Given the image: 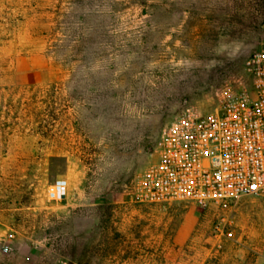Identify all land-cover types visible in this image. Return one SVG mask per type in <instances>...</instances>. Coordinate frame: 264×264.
I'll use <instances>...</instances> for the list:
<instances>
[{"label": "rangeland", "instance_id": "1", "mask_svg": "<svg viewBox=\"0 0 264 264\" xmlns=\"http://www.w3.org/2000/svg\"><path fill=\"white\" fill-rule=\"evenodd\" d=\"M263 43L264 0H0V264H122L140 246L129 235H191L197 263L264 264V197L135 198L166 125L247 88Z\"/></svg>", "mask_w": 264, "mask_h": 264}, {"label": "built area", "instance_id": "2", "mask_svg": "<svg viewBox=\"0 0 264 264\" xmlns=\"http://www.w3.org/2000/svg\"><path fill=\"white\" fill-rule=\"evenodd\" d=\"M247 88L223 99L210 114L186 107L163 129L156 161L138 177L139 204L206 208L249 196L264 197V43L245 63ZM66 185L49 198L61 201ZM219 240L231 239L224 220L214 224Z\"/></svg>", "mask_w": 264, "mask_h": 264}, {"label": "crops", "instance_id": "3", "mask_svg": "<svg viewBox=\"0 0 264 264\" xmlns=\"http://www.w3.org/2000/svg\"><path fill=\"white\" fill-rule=\"evenodd\" d=\"M21 75L29 79H38L42 73L28 70L22 71ZM134 236L140 244L137 255L134 258L120 260L122 264H161L160 256L163 254L169 260V264H203L195 261L198 255L191 254V247L185 250L191 235H129L132 238Z\"/></svg>", "mask_w": 264, "mask_h": 264}]
</instances>
